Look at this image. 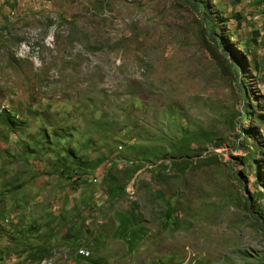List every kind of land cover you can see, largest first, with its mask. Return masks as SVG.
<instances>
[{
    "label": "rangeland",
    "instance_id": "rangeland-1",
    "mask_svg": "<svg viewBox=\"0 0 264 264\" xmlns=\"http://www.w3.org/2000/svg\"><path fill=\"white\" fill-rule=\"evenodd\" d=\"M260 1L0 0L8 149L72 151L70 169L108 197L85 236L49 235L46 219L44 247L16 255L264 264Z\"/></svg>",
    "mask_w": 264,
    "mask_h": 264
},
{
    "label": "crops",
    "instance_id": "crops-1",
    "mask_svg": "<svg viewBox=\"0 0 264 264\" xmlns=\"http://www.w3.org/2000/svg\"><path fill=\"white\" fill-rule=\"evenodd\" d=\"M6 114L8 111L0 118V264H28L31 259L15 253L28 252V246L35 251L44 247L39 238L43 231L38 232L37 222L48 219L51 228L48 234L56 238H80V234L86 235L84 229H91L99 221L108 197L97 185L84 180V175L76 176L74 168L70 169L72 151H45L42 154L48 156L42 158L39 153L31 155L8 149V137L15 136H10L14 128ZM17 156L20 158L16 159ZM22 167L27 169L29 180L27 174H20ZM65 244L59 243L54 248L70 249ZM78 257L82 258L76 251L74 259L60 264H77Z\"/></svg>",
    "mask_w": 264,
    "mask_h": 264
},
{
    "label": "trees",
    "instance_id": "trees-1",
    "mask_svg": "<svg viewBox=\"0 0 264 264\" xmlns=\"http://www.w3.org/2000/svg\"><path fill=\"white\" fill-rule=\"evenodd\" d=\"M200 6V8L201 9H203V6L202 5H199ZM239 18V17H238ZM253 33V39H252V42L254 43V44H257L258 43V39H259V32L258 31H252ZM251 117V115L250 114H248V113H244V119L245 120H247V119H249ZM169 214V217H170V212L168 213Z\"/></svg>",
    "mask_w": 264,
    "mask_h": 264
},
{
    "label": "built area",
    "instance_id": "built-area-1",
    "mask_svg": "<svg viewBox=\"0 0 264 264\" xmlns=\"http://www.w3.org/2000/svg\"><path fill=\"white\" fill-rule=\"evenodd\" d=\"M8 111H11L10 109ZM2 113H6V112H0V118L2 117ZM81 257H90V252L88 250H86L85 253H80Z\"/></svg>",
    "mask_w": 264,
    "mask_h": 264
},
{
    "label": "bare ground",
    "instance_id": "bare-ground-1",
    "mask_svg": "<svg viewBox=\"0 0 264 264\" xmlns=\"http://www.w3.org/2000/svg\"><path fill=\"white\" fill-rule=\"evenodd\" d=\"M7 109V108H6ZM4 106H0V112H5L6 111ZM2 115H4V113H2ZM86 250H82L80 253H85Z\"/></svg>",
    "mask_w": 264,
    "mask_h": 264
}]
</instances>
